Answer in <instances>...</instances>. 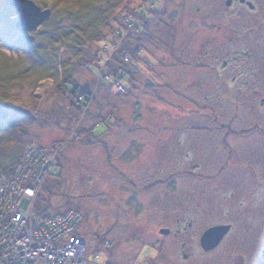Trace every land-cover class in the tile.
Here are the masks:
<instances>
[{
    "label": "rangeland",
    "instance_id": "1",
    "mask_svg": "<svg viewBox=\"0 0 264 264\" xmlns=\"http://www.w3.org/2000/svg\"><path fill=\"white\" fill-rule=\"evenodd\" d=\"M225 1L122 0L119 40L92 44L98 69L74 74L92 94L87 111L76 116L51 78L2 105L31 117L20 144L57 153L38 210L82 212L87 264H264V0ZM41 25L15 29L16 39L38 43ZM107 65L115 72L97 84ZM83 134L96 143L75 140ZM6 135L0 168L21 150L6 148ZM224 224L230 231L203 251L201 233Z\"/></svg>",
    "mask_w": 264,
    "mask_h": 264
},
{
    "label": "trees",
    "instance_id": "2",
    "mask_svg": "<svg viewBox=\"0 0 264 264\" xmlns=\"http://www.w3.org/2000/svg\"><path fill=\"white\" fill-rule=\"evenodd\" d=\"M32 1L43 8L44 5L49 4L46 0ZM121 3L122 0H52V5H50L51 17L49 21L41 25L44 28V32L39 37L38 43L33 41L28 43L21 36L20 39H16V30L12 26V22L18 18V14L10 6L3 4L1 6L3 10L0 14V22L1 25L5 24L3 33L0 34V44L12 47L11 50L16 55H7L0 51V105L13 103L16 101L14 96L22 90L31 89L38 82L40 83L41 80L51 78L54 82L53 91L62 89L69 94L71 107L76 112V116L79 115L80 111H87V106L92 100V94L89 90L77 88L73 82L74 74L81 70L91 73V71L98 69L101 58L94 60V52L90 48L92 44L102 42V46L107 48L108 45L115 46V41L119 40L122 23L120 24L115 16L121 9ZM56 4H59V6H56ZM128 6L123 7L124 15L127 14L125 12H127ZM137 29H139V26L136 25L135 30ZM6 34H9V36H5ZM125 47L123 51L120 50V53L125 52ZM102 53L106 52L102 51ZM116 57L122 63L127 61L123 54ZM115 70L114 68L111 70L110 65L104 67L106 72H100L96 83L98 84L103 77L109 78ZM113 78L114 85L116 84V86L120 87L118 89L121 90L123 87L118 83L117 77ZM122 92H125L124 88ZM17 100L23 102V99ZM9 113L5 121H0V133L2 135L7 133L3 144L6 145V148L8 145L19 144V149L21 150L13 163L7 168H0V176L7 175L13 169L14 164L27 144V142L20 144L19 139L22 137L21 134L27 135L25 126L30 124L31 118L17 109L13 110V108L9 109ZM76 116L73 122L77 120ZM9 117H11L12 123L16 122V125H19L17 126L19 127L17 128V130L19 129L18 131L9 127L11 124V122L9 123ZM88 135L90 134L79 135L75 140L82 145L95 144L96 141L92 142ZM0 153L5 154L8 151L1 150ZM59 159L60 157H58ZM51 176L52 174L49 177ZM46 185L47 181L35 198L34 212L40 216L50 217L58 213L47 214L38 210V204L42 200L41 193Z\"/></svg>",
    "mask_w": 264,
    "mask_h": 264
},
{
    "label": "built area",
    "instance_id": "3",
    "mask_svg": "<svg viewBox=\"0 0 264 264\" xmlns=\"http://www.w3.org/2000/svg\"><path fill=\"white\" fill-rule=\"evenodd\" d=\"M7 107L0 106V117ZM51 151L29 142L13 169L0 176V264L89 263L85 242L76 235L81 211L50 217L34 212L35 198L56 167L57 153Z\"/></svg>",
    "mask_w": 264,
    "mask_h": 264
},
{
    "label": "water",
    "instance_id": "4",
    "mask_svg": "<svg viewBox=\"0 0 264 264\" xmlns=\"http://www.w3.org/2000/svg\"><path fill=\"white\" fill-rule=\"evenodd\" d=\"M243 3L244 0H238ZM231 0H226L225 4L229 5ZM8 4L18 13L14 27L20 34L35 30L38 25L47 22L50 19V9H41L32 0H9ZM249 8L253 5L246 2ZM28 43L34 40L32 35L26 37ZM230 225H215L205 229L199 237V246L203 251H208L215 248L224 235L228 233ZM168 229H160L159 233L162 235L168 234ZM264 254V250H262Z\"/></svg>",
    "mask_w": 264,
    "mask_h": 264
},
{
    "label": "flooded vegetation",
    "instance_id": "5",
    "mask_svg": "<svg viewBox=\"0 0 264 264\" xmlns=\"http://www.w3.org/2000/svg\"><path fill=\"white\" fill-rule=\"evenodd\" d=\"M246 2H250V1H249V0H244L243 3L239 2V5H245L247 8H249L248 5L246 4ZM250 3L252 4V2H250ZM229 5H230V4H229ZM252 5H253V4H252ZM252 8H253V7H252ZM252 8H249V9H252ZM225 64H226V62L223 61V62H222V65L225 66ZM229 231H230V230H229ZM224 236H225V235H224ZM223 238H224V237H223ZM223 238H222V240H223ZM222 240H221V241H222ZM221 241H220V242H221Z\"/></svg>",
    "mask_w": 264,
    "mask_h": 264
},
{
    "label": "snow or ice",
    "instance_id": "6",
    "mask_svg": "<svg viewBox=\"0 0 264 264\" xmlns=\"http://www.w3.org/2000/svg\"><path fill=\"white\" fill-rule=\"evenodd\" d=\"M29 195H31V193H29Z\"/></svg>",
    "mask_w": 264,
    "mask_h": 264
}]
</instances>
